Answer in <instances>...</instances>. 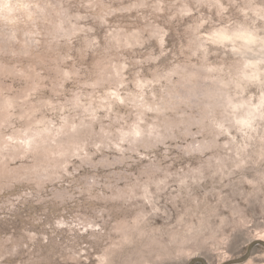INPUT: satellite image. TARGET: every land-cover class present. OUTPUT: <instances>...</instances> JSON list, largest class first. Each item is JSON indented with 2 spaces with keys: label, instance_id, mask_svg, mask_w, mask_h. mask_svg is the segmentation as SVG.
Masks as SVG:
<instances>
[{
  "label": "rangeland",
  "instance_id": "obj_1",
  "mask_svg": "<svg viewBox=\"0 0 264 264\" xmlns=\"http://www.w3.org/2000/svg\"><path fill=\"white\" fill-rule=\"evenodd\" d=\"M258 236L264 0H0V264H223Z\"/></svg>",
  "mask_w": 264,
  "mask_h": 264
},
{
  "label": "water",
  "instance_id": "obj_2",
  "mask_svg": "<svg viewBox=\"0 0 264 264\" xmlns=\"http://www.w3.org/2000/svg\"><path fill=\"white\" fill-rule=\"evenodd\" d=\"M257 245L264 246V240L254 239V240L250 241V243L248 244L247 250L244 254L237 256V257H234V258H230L229 260H227L223 264H238V263H242V262L246 261L250 257V255L252 254V251L254 250V248ZM195 263L208 264L206 258H204L202 256L193 257L188 262V264H195Z\"/></svg>",
  "mask_w": 264,
  "mask_h": 264
},
{
  "label": "bare ground",
  "instance_id": "obj_3",
  "mask_svg": "<svg viewBox=\"0 0 264 264\" xmlns=\"http://www.w3.org/2000/svg\"><path fill=\"white\" fill-rule=\"evenodd\" d=\"M240 33H241V35L244 37V38H247V39H250L251 38V36L249 35V33L247 32V31H240ZM226 31H224V30H222V31H220L219 32V36H221V37H224V36H226ZM255 239H262V240H264V238L263 237H261V236H258V237H256Z\"/></svg>",
  "mask_w": 264,
  "mask_h": 264
},
{
  "label": "snow or ice",
  "instance_id": "obj_4",
  "mask_svg": "<svg viewBox=\"0 0 264 264\" xmlns=\"http://www.w3.org/2000/svg\"><path fill=\"white\" fill-rule=\"evenodd\" d=\"M228 37H222V39H227Z\"/></svg>",
  "mask_w": 264,
  "mask_h": 264
}]
</instances>
